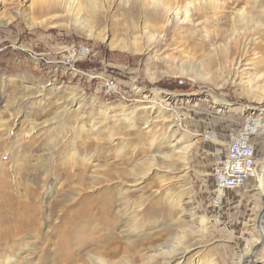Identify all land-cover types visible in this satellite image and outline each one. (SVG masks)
Listing matches in <instances>:
<instances>
[{
  "label": "rangeland",
  "instance_id": "rangeland-1",
  "mask_svg": "<svg viewBox=\"0 0 264 264\" xmlns=\"http://www.w3.org/2000/svg\"><path fill=\"white\" fill-rule=\"evenodd\" d=\"M206 2L185 14L176 0H0V264H150L146 252L175 250L188 253L172 264H235L263 235L256 177L215 207L219 146L203 134L264 117V0ZM145 11L170 12L148 25ZM233 11L255 22L239 30ZM169 119L182 154L163 159ZM255 144L258 173L264 135ZM16 200L35 206L32 223ZM241 264H264L260 240Z\"/></svg>",
  "mask_w": 264,
  "mask_h": 264
},
{
  "label": "built area",
  "instance_id": "built-area-1",
  "mask_svg": "<svg viewBox=\"0 0 264 264\" xmlns=\"http://www.w3.org/2000/svg\"><path fill=\"white\" fill-rule=\"evenodd\" d=\"M86 46H80L74 53L80 56ZM264 135V117L252 113L244 124L235 130L228 131L223 140L217 131L209 130L203 137L211 139L213 144L221 142L223 145L217 148V155L213 162V175L215 179L214 192L212 194L215 207H220L222 196L232 189L243 188L257 174L260 156L255 140ZM221 148V150L219 149Z\"/></svg>",
  "mask_w": 264,
  "mask_h": 264
},
{
  "label": "bare ground",
  "instance_id": "bare-ground-1",
  "mask_svg": "<svg viewBox=\"0 0 264 264\" xmlns=\"http://www.w3.org/2000/svg\"><path fill=\"white\" fill-rule=\"evenodd\" d=\"M198 1L200 2V6H203L204 0H178V1L176 0V3H177V6H180V8L183 7L185 9V11H184L185 14H188L189 12H192V14H193L194 11H189L188 5L191 4L192 7L194 6V8H196L198 6L197 5V2ZM206 1L207 0H205V4L208 5ZM130 12L131 13H134V11H130ZM168 12H170V11H162V13L159 14L156 11H145L144 20L146 21V23L148 25H152V23H154V22H156V24H160V23H163V21L165 19V14L164 13H168ZM232 16H234L233 18H234L235 22L237 23L235 27L236 28L240 27L239 30H243L246 27H249V23L250 22H255V19L250 14H248V12H245V11H233ZM185 18H187V16H185ZM236 28H234V29L236 30ZM168 30H170V29H168ZM82 53L83 54H81L80 56H86V54H88V51H86V49H84L82 51ZM70 57L72 58L74 56L73 55H70ZM242 63H243V59L242 58L238 59L237 62H236L237 66H241ZM238 78H240V75H238V72L232 73V74H229L227 76V81L228 82H231L232 84H235L237 82V79ZM242 79L243 78L241 77V81H242ZM245 83H246V85L248 87L250 86V88H252L253 87V84H254V82H252V80H250V79H247L245 81ZM168 94L169 93H167L165 96H169ZM169 97L171 98V96H169ZM221 102H222L223 105H226L227 104L223 100ZM227 105H229V103ZM149 108L151 110L150 111L151 113L155 109L154 105L153 106H150ZM168 121H169V123L167 125V128H168L169 131H172V133H171L172 135H170V137L167 140V143H166L165 146H167V148H169L171 150V152H165L164 154L161 153V156L163 157V159L164 158L168 159V158L173 157L174 155L182 154V153H180L181 150L179 149V145L183 142L182 141V138H177V136H176L177 130H174L173 129L174 128V123L173 122L170 123V121H172L170 119ZM215 144L216 145H223V143H221V142H215ZM158 147H160V145H158ZM153 158H156V155H154ZM255 177L260 182V185H259L260 195L261 196H264V165H263L262 170L259 171L255 175ZM180 182L183 183V180H181ZM180 187L183 188L185 186L183 184H181ZM186 188H183V189H186ZM228 194L229 193H227V196H228ZM224 196H225V194L222 196V199H224ZM8 197H10V198L13 199V193L11 192V194H8ZM32 197H33V195H32ZM107 199L108 200L105 199V206L106 205L111 206L112 203H113V200H114L113 197L110 196ZM13 204H15V205L18 204V206H16V208H15V210H16V217H15V219L19 223H21V224L24 225L26 223H32L34 221L32 219V214H31L35 210V206L34 205H31L29 201H23V202H21L19 200L18 201L16 200L15 202H13ZM123 206L125 207V205H123ZM107 210H109V209L107 208ZM184 210H185V208L184 209H181L179 212H182L184 214ZM123 215L124 216H129V213L127 212V210H124L123 211ZM136 225H137V222L132 221V220H130V223L127 224V226H129V228L131 229V230H129V233L130 234H132V231H134V229L136 228L135 227ZM207 229H209V227L204 228L203 230H201V229L198 230L197 233H196V236H198V237H196V238L203 237V233H204V231L207 232ZM127 230H128V228H127ZM132 238H133L132 235L131 236H128L127 237V240L131 241ZM258 238H259L258 240L255 239L254 241H252V243H251V249L249 250V252L247 254L240 255L237 258V261L234 262L235 264H241L243 258H245L246 255L250 254L252 248L257 244V242L259 240H260V242H262L264 244V233H263L262 236H260ZM185 253H188V251H186V250H183V251L175 250V251H169V252L163 251V252H159V253H149V252H146V256H145L146 257V260H145V262L146 263H150V264L151 263H153V264L154 263L155 264H172V263H174V262L171 261L172 259H175V258H178V257L181 258V259L185 258V255H186ZM112 260H114V259L111 258V257L110 258H107L106 257V259H103V258L102 259H99V261L104 262V264H114L112 262ZM122 264H124V263H122ZM127 264H131V263H128L127 262ZM175 264H180V261L176 262Z\"/></svg>",
  "mask_w": 264,
  "mask_h": 264
}]
</instances>
